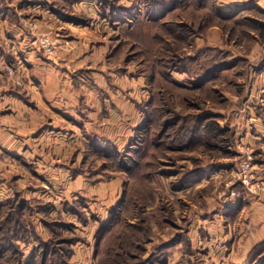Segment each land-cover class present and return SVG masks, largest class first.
<instances>
[{"label":"rangeland","instance_id":"obj_1","mask_svg":"<svg viewBox=\"0 0 264 264\" xmlns=\"http://www.w3.org/2000/svg\"><path fill=\"white\" fill-rule=\"evenodd\" d=\"M230 1L233 5L226 8L219 6V0H185L180 9L159 15L164 25L153 28L157 37L153 48L149 39L131 37L125 28L128 23L120 18L144 11L159 14L161 10L149 7V0H112L104 12L115 11V18L102 15V3L96 0L97 17L103 23L91 21L96 38L79 52L75 48L80 42L69 32L53 36L63 45L53 55L38 46V36L29 34L46 57L58 56L59 92L73 93L67 107L75 115L67 117L60 109L58 115L50 112L57 119L43 116L42 123L27 131L25 148L30 155L25 161L0 154V170H7L0 175L1 200L19 192L25 200L53 205L40 211L32 203V210H24L29 236L27 241H16L21 252L18 264H41L42 242L52 239L64 264H113L114 259L121 260L117 254L123 255L125 264H152L153 260L154 264L163 260L167 264H248L242 252L253 243L252 199L236 178L243 147L248 145L236 135L242 121L234 113L246 95L241 79L250 69L258 70L257 62L249 63L243 54H249L256 43L264 44V9L257 0H227L221 5ZM73 17L80 23L64 19L89 26L84 16ZM72 50L87 63L65 65L59 56ZM19 66L22 84L5 80L22 92L38 76L31 63L22 61ZM216 66L224 69L202 89L195 88L194 82ZM38 86L43 92L46 84ZM67 94L60 98L61 104ZM22 97L28 108L35 107L36 99ZM96 107L101 108L95 120ZM197 115L213 116L204 123L213 119L224 131L211 144L203 142L201 135L191 143L187 133L176 135L183 123L193 124ZM51 118L62 128L52 132ZM86 123H95L96 130L90 131ZM253 152L256 166L262 161ZM136 161L140 167L128 171ZM233 190L238 195L230 199ZM70 206L80 208L83 216L70 211ZM6 212L0 211V219ZM263 212L258 209L253 214ZM134 225L146 232L133 231ZM71 238L77 241L69 242ZM146 238L148 242L139 248L136 241ZM152 253L153 260L146 261ZM49 256L44 264H52ZM12 262L0 259V264ZM251 264H264V253Z\"/></svg>","mask_w":264,"mask_h":264},{"label":"crops","instance_id":"obj_2","mask_svg":"<svg viewBox=\"0 0 264 264\" xmlns=\"http://www.w3.org/2000/svg\"><path fill=\"white\" fill-rule=\"evenodd\" d=\"M226 1L219 0V6L227 8L233 5V2L230 1V3L223 4L226 6H222L221 3ZM1 2L4 3V9L0 11V154L17 155L22 161H25L30 155L28 148H25L28 141L25 139L27 131L35 129L42 123L43 116L54 117L50 112L58 115L60 109L67 117L75 115L74 110L67 107V105H71L69 99L73 97V93L67 94L68 92H66L67 101L60 103V98L63 99L66 94L63 91L59 92L58 56L57 58L46 57V54L36 46L34 40H31L29 34H33V38L35 35L44 34L53 37L61 31L69 32V35L76 36L80 42V47L75 48L79 52L84 49L88 40L96 38V31L90 30L91 21H98L101 25L103 21L97 17L96 0H0ZM257 4L264 9V0H257ZM64 16H84L89 19V26L74 25L65 20ZM74 50L61 54L62 57L59 56V59L64 61L65 65L73 66L83 61L86 64L87 60L80 61L77 53H73ZM244 58L249 60V63H252L253 60L257 62L258 70L250 69L247 77L241 79L247 89L245 97L241 99L234 113L239 119H237L238 122L242 121L237 126L236 135L239 136V141L246 143L253 151H256L255 157H259L262 162L254 167L255 174L257 178L264 180V166H261L264 165V44L256 43L251 46L249 54H243ZM22 61L31 63V68L38 77L34 78V82L30 83L26 90L19 92L16 90L17 88L6 84L5 79H10L6 75L7 67L20 64ZM251 66L252 64L250 68ZM37 84L39 86L46 84V87L40 86L45 87L43 92L38 91ZM22 95L36 99L33 109L28 108L30 107L28 104L21 102ZM236 98L231 96V100ZM59 105L63 108H60ZM100 108L93 109L95 112L92 116L95 120L100 115ZM51 119L48 126L53 132L60 126L58 120ZM85 125L91 128L90 131L96 130L97 127L95 123H86ZM57 139L58 135L55 136V140ZM1 159L2 157L0 162H3ZM3 169L0 170V175H6L7 170ZM246 196L248 199H252L249 224L254 226V231L251 233L253 243L250 241L252 244L246 247L244 253L242 252L245 260L250 248L264 239V212L261 216L253 214L258 209L264 211V192L247 193ZM230 199L233 198L230 197Z\"/></svg>","mask_w":264,"mask_h":264},{"label":"trees","instance_id":"obj_3","mask_svg":"<svg viewBox=\"0 0 264 264\" xmlns=\"http://www.w3.org/2000/svg\"><path fill=\"white\" fill-rule=\"evenodd\" d=\"M102 3V8H103V13L102 15L104 16H109V17H114V14L116 15V12L114 11L113 13H105L104 9H106V5L108 3H111L112 0H100ZM149 7L152 8H157L158 11L161 10V14L157 13V11H153V14H150L151 17L153 18H147V15L149 14L148 12H140L138 13V15H136L135 17H133V14L127 13V15H129V18H125V16H120L121 19H123L124 22H127L128 25L125 27L128 31V34L133 37V38H137V39H144V40H150L151 45L149 47L153 48V46L156 45L157 43V37L155 34V31L153 30V28H161L163 27V23L159 22V18L162 16L165 12L168 11H172L174 9H177L184 4L185 0H149ZM202 3V2H201ZM203 4V3H202ZM202 6V5H201ZM113 8L115 9V6H113ZM121 9L123 11H127V8L121 7ZM132 9V8H131ZM148 13V14H147ZM148 15V16H150ZM160 15V16H159ZM156 17V18H155ZM65 19L72 21V22H76V23H80V20L73 17V16H64ZM134 18V19H133ZM131 19H133V21H131ZM130 20V21H129ZM224 68H220L218 66H216L215 68H211L210 70H208L206 72L205 76H202L200 78L197 79V81L194 82V84L196 85L195 88H203L204 84L207 82V80H209V78L213 77V75L217 74L218 72H220V70H222ZM232 86L233 84L230 83ZM234 87V86H233ZM236 87V86H235ZM22 97V96H21ZM23 99H25V97H22ZM26 100V99H25ZM155 108H153L152 112H155ZM211 119L213 118V116L210 115H197L195 117H192L193 124H189L187 122L183 123L177 130L176 135H180L183 132L187 133L185 136H187V140L188 142H192L194 138L198 137L199 135L204 136L205 139L203 140V142L206 143H210L213 141V139L217 138V135L222 134L224 131L222 130L221 126L219 125V123L215 120H210L208 122L204 121L206 119ZM207 121V120H206ZM195 122V124H194ZM187 142V143H188ZM153 143L156 144V146H158V141H153ZM218 143V142H217ZM209 144V145H210ZM102 145H99L98 147H100ZM135 152V151H134ZM139 154V150L136 151V155L138 156ZM138 162L136 161L135 163H133V168H128V171H133V169H136L137 167L139 168L140 165L137 164ZM73 174H75L73 172ZM136 175H138L136 173ZM34 204L38 207V209L40 211H49L53 205L52 203H43L37 199H31L29 200H25L23 198H20V194L19 192L16 193V195L13 198H8L6 200H1L0 199V211H2L3 208H5L7 210L6 214L2 217V219H0V259L4 258L7 260H10L12 262V264H18V262L20 263V256H21V252L19 250V246L17 245L16 241L18 240H23V241H27L28 240V236H29V232L25 226V221H24V210L25 209H29L32 210L31 204ZM68 204H66L67 207ZM68 209L72 212H77L80 217L83 216L84 212L82 210H80V208L76 209L73 207H68ZM70 226V225H69ZM140 226V227H139ZM137 226H132V230L133 231H144L146 232V228H143L141 225ZM102 237V236H101ZM101 237L99 239H101ZM77 238H71L70 240H68L69 242L74 243ZM98 239V240H99ZM148 238L144 239V240H137L136 243H139V248L142 249V245L145 242H148ZM66 241V240H63ZM168 246V244L166 245ZM42 247H43V251L41 253V264L46 263V261L48 260V254L50 255L49 257L51 258L52 264H64V257L63 255L59 252V250L56 247V243L55 241L52 239L50 240V242H42ZM144 249V248H143ZM49 251V252H48ZM71 250L67 251V254L70 255ZM264 253V239L258 243H256L251 250L248 253L247 256V263L251 264L253 262H255V260H257V258ZM123 255H116V257H118L120 262H117L116 259L113 260V264H125L124 260H123ZM153 253L151 256H149V258L146 261H150L153 260ZM63 258V259H62ZM19 260V261H18ZM64 260V261H63ZM154 260L153 263L154 264ZM161 264H167L166 260H163L161 262Z\"/></svg>","mask_w":264,"mask_h":264},{"label":"built area","instance_id":"obj_4","mask_svg":"<svg viewBox=\"0 0 264 264\" xmlns=\"http://www.w3.org/2000/svg\"><path fill=\"white\" fill-rule=\"evenodd\" d=\"M57 37L53 38L48 35H41L36 38V42L38 46L49 55L56 54L58 49L62 47L61 43L58 41ZM68 45V41L66 42ZM20 64L17 67H7V75L10 77L14 85H21L22 82V74H21V66ZM253 149L250 146L243 147V155L241 157L239 168L236 172V178L239 182L243 184V186L250 193H261L264 192V180L261 178H257L255 174V165L253 163ZM237 191L233 190L230 193V197H236Z\"/></svg>","mask_w":264,"mask_h":264}]
</instances>
